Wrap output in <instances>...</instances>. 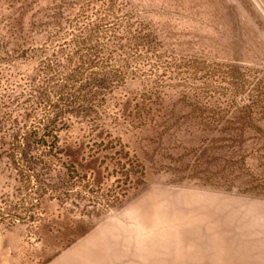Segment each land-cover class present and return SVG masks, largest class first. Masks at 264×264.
Instances as JSON below:
<instances>
[{
	"label": "rangeland",
	"instance_id": "374dc122",
	"mask_svg": "<svg viewBox=\"0 0 264 264\" xmlns=\"http://www.w3.org/2000/svg\"><path fill=\"white\" fill-rule=\"evenodd\" d=\"M83 3L0 0V264H264V113L249 85L264 78V0H112L102 41L138 37L133 72L103 107L44 131L31 88L42 60L70 51ZM92 3V19L108 6ZM53 136L69 155L40 169L28 151L35 174L12 164L18 140Z\"/></svg>",
	"mask_w": 264,
	"mask_h": 264
},
{
	"label": "trees",
	"instance_id": "16d2710c",
	"mask_svg": "<svg viewBox=\"0 0 264 264\" xmlns=\"http://www.w3.org/2000/svg\"><path fill=\"white\" fill-rule=\"evenodd\" d=\"M92 4V0H84L82 4L83 10L77 17L74 28L79 33H72L69 42L70 51L62 57L58 55L60 52L58 50L55 54L53 53L41 61L39 71L43 75L42 85L31 89L32 94L36 96L35 100L39 99L35 102L42 104L44 108L43 115L35 120L40 121L38 122L39 127H42L44 131L54 132L57 128L56 126L51 127L44 121H66V114L74 109L81 108L91 111L103 107L107 101V96L125 80L129 72H133L129 69L131 54L128 52V49L132 50L133 47L125 44V42L129 39L133 42V38L137 39L138 37L120 36L114 32L107 36L109 41H102L106 36L101 35L100 27L105 24L110 29H114L117 24V20L113 19L110 13L112 0H107L108 6L103 11L98 13L99 10H97L94 19L90 18L87 12L88 7ZM81 19H84V23L81 22ZM133 45L135 47L136 43ZM135 48L137 54L139 47ZM249 85L251 86V104L260 107L264 113V78L250 81ZM124 100L122 103H116L120 105L119 110L123 111L117 115L127 119L131 113L126 114L125 110L131 99L127 97ZM135 108H138L140 113L147 107L136 103ZM116 146L115 141H109L105 145L106 149H114V155L117 156L116 168L127 169L131 165L130 162L124 160L128 152L124 150L122 145L120 148ZM36 148L41 152L44 159L40 169L50 168L53 162L59 159V155H69V151L72 150L63 147L58 136H53L52 139L41 138L40 142L36 144L30 140H18L9 153L13 157L12 164L20 171L32 170L35 174L38 164L27 162L24 157L28 151ZM93 152L94 154L97 153V149H93ZM34 180L43 183L38 174L34 178H30L29 182ZM121 182L122 180L119 181V183ZM89 184L90 181H88V187ZM73 187H77L80 191L87 188L86 185H78L77 183H74ZM116 194L108 195L103 201L109 206L114 205L115 201L119 199Z\"/></svg>",
	"mask_w": 264,
	"mask_h": 264
}]
</instances>
